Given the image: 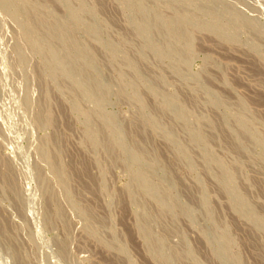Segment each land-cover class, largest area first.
Returning a JSON list of instances; mask_svg holds the SVG:
<instances>
[{
    "label": "rangeland",
    "instance_id": "374dc122",
    "mask_svg": "<svg viewBox=\"0 0 264 264\" xmlns=\"http://www.w3.org/2000/svg\"><path fill=\"white\" fill-rule=\"evenodd\" d=\"M0 264H264V0H0Z\"/></svg>",
    "mask_w": 264,
    "mask_h": 264
},
{
    "label": "bare ground",
    "instance_id": "6f19581e",
    "mask_svg": "<svg viewBox=\"0 0 264 264\" xmlns=\"http://www.w3.org/2000/svg\"><path fill=\"white\" fill-rule=\"evenodd\" d=\"M100 3V2H99ZM48 7V6H47ZM63 148V147H62ZM77 163V162H76ZM68 174V173H67ZM76 176H77V174H76ZM89 215V214H88Z\"/></svg>",
    "mask_w": 264,
    "mask_h": 264
}]
</instances>
